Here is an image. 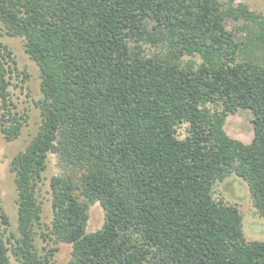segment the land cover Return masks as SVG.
<instances>
[{
  "label": "trees",
  "instance_id": "trees-1",
  "mask_svg": "<svg viewBox=\"0 0 264 264\" xmlns=\"http://www.w3.org/2000/svg\"><path fill=\"white\" fill-rule=\"evenodd\" d=\"M0 20L24 39L43 92L38 133L10 162L19 235H5L0 205V264H52L33 243L50 153L79 170L51 177L45 233L72 244L71 264H264V239L248 240L238 206L213 195L235 173L264 217L263 12L235 0H0ZM12 54L0 44L7 140L23 126L8 104ZM240 109L252 112L249 143L225 130ZM97 201L104 223L88 232Z\"/></svg>",
  "mask_w": 264,
  "mask_h": 264
},
{
  "label": "rangeland",
  "instance_id": "rangeland-1",
  "mask_svg": "<svg viewBox=\"0 0 264 264\" xmlns=\"http://www.w3.org/2000/svg\"><path fill=\"white\" fill-rule=\"evenodd\" d=\"M225 1V0H223ZM236 3L244 2L250 9L264 13V0H235ZM228 30L235 29L240 24L233 19L225 21ZM4 23L0 20V44H6L12 51L11 84L9 90V108L11 113L22 116L23 126L20 134L13 140H7L5 134L0 130V205L9 217L10 225L5 235L10 232L16 236L18 232V192L15 184V173L10 169L12 158L19 152L24 151L31 139L38 133L42 124L41 108L38 101L43 98L41 89V72L37 63L26 53L24 39L22 37L10 36L6 33ZM144 54L165 56L167 49L148 43L142 44ZM191 56L184 55L180 60L186 63ZM199 63L200 57H195ZM7 116V115H6ZM252 112L248 109H240L237 113L227 116L225 130L235 138L249 143L253 138V125L251 122ZM186 125L178 129V136L185 137ZM77 175L79 170L64 165L56 153L48 156V166L43 173V178L37 184L36 196L41 206V217L33 223L34 248L43 257L49 255L52 264H71L72 244L55 241L54 238L45 236L48 225L52 221V190L50 187L51 177L54 175ZM213 195L216 199H223L226 203L238 206L242 218L243 229L248 240L264 239V217L260 216L253 205L248 183L235 173L214 186ZM105 213L99 201L89 207V219L87 231L94 232L100 229L104 223ZM3 229H0V233ZM53 254L50 256V251ZM10 264H22L10 254Z\"/></svg>",
  "mask_w": 264,
  "mask_h": 264
}]
</instances>
